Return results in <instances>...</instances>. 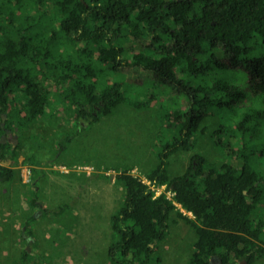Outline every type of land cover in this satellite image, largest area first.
<instances>
[{
	"label": "trees",
	"instance_id": "1",
	"mask_svg": "<svg viewBox=\"0 0 264 264\" xmlns=\"http://www.w3.org/2000/svg\"><path fill=\"white\" fill-rule=\"evenodd\" d=\"M131 39L147 43L128 50ZM262 47L264 0H0V135L9 128L19 136L46 115L50 98L74 131L126 99L136 109L160 99L156 121L166 138L157 141L145 180L130 166L117 173L125 194L110 216L107 258L97 264H158L155 241L168 231L173 210L195 232L184 264H250L264 257V217L254 214L264 199V174L249 165L247 146L226 142L238 165L200 151L191 153L183 173H170L168 163L177 151L194 148L208 110L230 106L236 95L216 68L243 69L247 89L264 95V54L249 56ZM124 71L126 80L118 76ZM246 120L235 121L232 136L244 137ZM66 133L55 137L58 149L70 141ZM17 155V144L0 140V182L21 179L12 165ZM160 185L172 194H155ZM27 254L25 247L18 264Z\"/></svg>",
	"mask_w": 264,
	"mask_h": 264
},
{
	"label": "rangeland",
	"instance_id": "2",
	"mask_svg": "<svg viewBox=\"0 0 264 264\" xmlns=\"http://www.w3.org/2000/svg\"><path fill=\"white\" fill-rule=\"evenodd\" d=\"M48 23L58 30L55 22ZM146 43L131 39L125 46L136 51ZM259 54H264V47L249 56ZM127 71L118 76L126 80ZM215 72L236 89V95L230 97V106L208 110L200 122L203 132L194 137V148L171 155L168 170L172 174L183 173L193 151L218 162L231 160L238 165L240 159L230 156L226 146L227 141H236L241 147L247 146L249 165L264 174V95H254L247 89V73L241 68H216ZM186 79L192 85L198 83L190 81L191 77ZM207 81L210 84L213 79ZM129 94L126 92V97ZM216 94L219 96L220 92ZM160 103L157 99L136 109L126 99L111 113L74 131L72 119L60 114L62 105L50 98L46 115L31 121L17 135L18 155L12 165L20 169L21 179L0 182V264L20 263L25 247L29 254L24 264H97L106 260L113 239L110 216L125 194L117 173L130 166L131 173L145 180L144 172L156 161L155 145L166 138L156 121ZM242 117H247L246 131L243 138H235L230 130ZM68 131L70 141L65 148L58 149L55 137ZM31 155L35 161L30 162ZM70 170L77 174L69 173ZM35 186L39 189L34 190ZM154 189L157 194L165 186ZM165 191L168 196L172 194L171 190ZM65 202L68 207L60 210ZM43 208L53 212L43 213ZM31 214L34 218L26 222ZM254 214L264 217V199ZM194 239L193 228L173 210L168 231L155 241L160 255L158 264H184L193 250ZM250 264H264V257Z\"/></svg>",
	"mask_w": 264,
	"mask_h": 264
},
{
	"label": "water",
	"instance_id": "3",
	"mask_svg": "<svg viewBox=\"0 0 264 264\" xmlns=\"http://www.w3.org/2000/svg\"><path fill=\"white\" fill-rule=\"evenodd\" d=\"M5 116H6L5 113H2V119H4ZM0 123H1V125H3V120ZM6 133H8V135H9L10 139L12 140L13 144H15L17 142V135L15 133L10 132L9 128H5L4 133H2L1 136H0V140L1 141H5ZM9 161H10V159H7V162H9ZM4 164H7V163H4ZM242 261H244V260H242ZM242 261H241V264H243Z\"/></svg>",
	"mask_w": 264,
	"mask_h": 264
},
{
	"label": "crops",
	"instance_id": "4",
	"mask_svg": "<svg viewBox=\"0 0 264 264\" xmlns=\"http://www.w3.org/2000/svg\"><path fill=\"white\" fill-rule=\"evenodd\" d=\"M10 162V161H9ZM9 162H7V160H5V162H2L3 164L4 163H7V164H5V165H8L9 164ZM55 170H57V169H55ZM57 171H59V172H61V173H63L64 171L62 170V169H58ZM69 173L70 172H72V173H74V174H77L76 173V171H74V170H70V171H68ZM27 173V172H26ZM25 179V178H24ZM39 189V187L37 186H35V189L34 190H38ZM44 191H45V187H44ZM37 205H38V207H40L41 206V204H40V202L39 201H37ZM47 207V206H46Z\"/></svg>",
	"mask_w": 264,
	"mask_h": 264
},
{
	"label": "flooded vegetation",
	"instance_id": "5",
	"mask_svg": "<svg viewBox=\"0 0 264 264\" xmlns=\"http://www.w3.org/2000/svg\"><path fill=\"white\" fill-rule=\"evenodd\" d=\"M0 136H1V135H0ZM7 139H10L8 133H6V135H5V140H7ZM10 140H11V139H10ZM213 264H217V263L213 261Z\"/></svg>",
	"mask_w": 264,
	"mask_h": 264
},
{
	"label": "built area",
	"instance_id": "6",
	"mask_svg": "<svg viewBox=\"0 0 264 264\" xmlns=\"http://www.w3.org/2000/svg\"><path fill=\"white\" fill-rule=\"evenodd\" d=\"M27 172V171H26Z\"/></svg>",
	"mask_w": 264,
	"mask_h": 264
}]
</instances>
